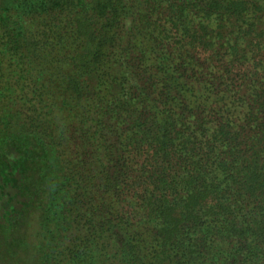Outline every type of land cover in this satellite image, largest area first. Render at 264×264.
Listing matches in <instances>:
<instances>
[{"label": "trees", "instance_id": "obj_1", "mask_svg": "<svg viewBox=\"0 0 264 264\" xmlns=\"http://www.w3.org/2000/svg\"><path fill=\"white\" fill-rule=\"evenodd\" d=\"M0 264H264V0H0Z\"/></svg>", "mask_w": 264, "mask_h": 264}]
</instances>
